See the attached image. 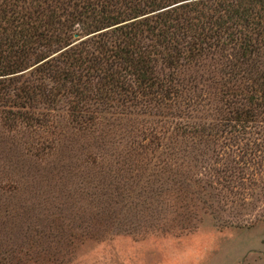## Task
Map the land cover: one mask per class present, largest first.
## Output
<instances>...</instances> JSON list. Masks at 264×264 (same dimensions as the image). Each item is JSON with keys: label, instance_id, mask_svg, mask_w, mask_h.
Masks as SVG:
<instances>
[{"label": "rangeland", "instance_id": "374dc122", "mask_svg": "<svg viewBox=\"0 0 264 264\" xmlns=\"http://www.w3.org/2000/svg\"><path fill=\"white\" fill-rule=\"evenodd\" d=\"M221 71L202 61L164 99L84 92L75 107L106 119L96 131L78 130L65 86L37 104L40 125L0 120V264H264V100L234 134L227 112L253 93ZM93 196L108 211L80 213Z\"/></svg>", "mask_w": 264, "mask_h": 264}, {"label": "trees", "instance_id": "16d2710c", "mask_svg": "<svg viewBox=\"0 0 264 264\" xmlns=\"http://www.w3.org/2000/svg\"><path fill=\"white\" fill-rule=\"evenodd\" d=\"M82 31L87 37L70 41ZM214 58L222 87L240 81L253 93L245 97L248 109L232 104L227 112L226 126L239 135L264 100V0H0V120L40 125L37 104L54 103L53 91L65 86L78 130L96 131L106 119L75 107L84 92L104 103L150 91L164 99L171 89H185L186 70ZM52 194L64 200L61 206L78 207L71 195ZM96 201L81 204L80 213L110 208L103 199L95 208ZM49 221L48 228L55 219Z\"/></svg>", "mask_w": 264, "mask_h": 264}, {"label": "water", "instance_id": "95a60500", "mask_svg": "<svg viewBox=\"0 0 264 264\" xmlns=\"http://www.w3.org/2000/svg\"><path fill=\"white\" fill-rule=\"evenodd\" d=\"M74 37H76V35H74Z\"/></svg>", "mask_w": 264, "mask_h": 264}]
</instances>
